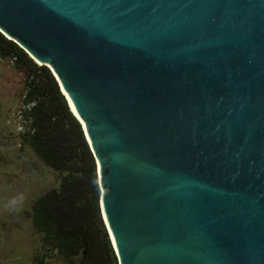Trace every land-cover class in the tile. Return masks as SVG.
Returning a JSON list of instances; mask_svg holds the SVG:
<instances>
[{"label":"water","instance_id":"obj_1","mask_svg":"<svg viewBox=\"0 0 264 264\" xmlns=\"http://www.w3.org/2000/svg\"><path fill=\"white\" fill-rule=\"evenodd\" d=\"M0 33L75 111L118 264H264V0H0Z\"/></svg>","mask_w":264,"mask_h":264},{"label":"trees","instance_id":"obj_2","mask_svg":"<svg viewBox=\"0 0 264 264\" xmlns=\"http://www.w3.org/2000/svg\"><path fill=\"white\" fill-rule=\"evenodd\" d=\"M0 60L23 75L21 102L25 130L19 148L29 149L59 184L37 197L29 217L42 244L73 264H118L99 206L96 165L81 125L45 66H38L0 33ZM39 264L43 263L40 253ZM38 258V257H35Z\"/></svg>","mask_w":264,"mask_h":264},{"label":"rangeland","instance_id":"obj_3","mask_svg":"<svg viewBox=\"0 0 264 264\" xmlns=\"http://www.w3.org/2000/svg\"><path fill=\"white\" fill-rule=\"evenodd\" d=\"M22 80L9 62L0 60V264H39L40 253L42 264H73L77 259L70 262L50 251L31 226V204L56 188L62 174L19 148L17 112L27 109L21 102Z\"/></svg>","mask_w":264,"mask_h":264},{"label":"built area","instance_id":"obj_4","mask_svg":"<svg viewBox=\"0 0 264 264\" xmlns=\"http://www.w3.org/2000/svg\"><path fill=\"white\" fill-rule=\"evenodd\" d=\"M23 112H24V109L22 108L21 110H19L17 113H18V118H19V122H20V125L19 127L17 128L18 129V132L20 134H22L25 130V126H26V119L23 117Z\"/></svg>","mask_w":264,"mask_h":264},{"label":"bare ground","instance_id":"obj_5","mask_svg":"<svg viewBox=\"0 0 264 264\" xmlns=\"http://www.w3.org/2000/svg\"><path fill=\"white\" fill-rule=\"evenodd\" d=\"M66 100H67V105L69 104V109L71 110V112L73 113V114H75V111L73 110V108H72V106L70 105V103H69V101H68V99L66 98ZM76 115V114H75Z\"/></svg>","mask_w":264,"mask_h":264},{"label":"crops","instance_id":"obj_6","mask_svg":"<svg viewBox=\"0 0 264 264\" xmlns=\"http://www.w3.org/2000/svg\"><path fill=\"white\" fill-rule=\"evenodd\" d=\"M19 74V73H18Z\"/></svg>","mask_w":264,"mask_h":264}]
</instances>
